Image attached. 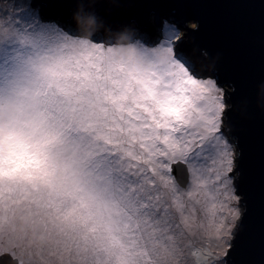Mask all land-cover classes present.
Here are the masks:
<instances>
[{"label": "snow or ice", "instance_id": "6c2138e0", "mask_svg": "<svg viewBox=\"0 0 264 264\" xmlns=\"http://www.w3.org/2000/svg\"><path fill=\"white\" fill-rule=\"evenodd\" d=\"M208 2L116 0V30L101 0H0V264H248L236 93L155 7Z\"/></svg>", "mask_w": 264, "mask_h": 264}, {"label": "water", "instance_id": "95a60500", "mask_svg": "<svg viewBox=\"0 0 264 264\" xmlns=\"http://www.w3.org/2000/svg\"><path fill=\"white\" fill-rule=\"evenodd\" d=\"M71 7L51 13L62 21L71 22L76 10ZM98 6L102 28L111 26L120 30L131 22L132 16L114 6L116 0H101ZM163 10L176 9L178 15L189 22H200V31L185 44L187 53L197 62L208 63L205 53L217 60L221 68L223 86L235 91L232 98L237 107L232 112L234 135L245 148V179L247 211L243 217L245 238L237 261L248 264H264V3L215 0L208 3L155 6ZM159 22V13H148L143 23L152 27L149 17ZM194 25L193 27H195ZM153 28V27H152ZM230 83H235L233 89ZM244 205H242V210Z\"/></svg>", "mask_w": 264, "mask_h": 264}, {"label": "rangeland", "instance_id": "374dc122", "mask_svg": "<svg viewBox=\"0 0 264 264\" xmlns=\"http://www.w3.org/2000/svg\"><path fill=\"white\" fill-rule=\"evenodd\" d=\"M149 21H150V24L152 25V27L154 28L156 25H158V23L156 22V18H155V16L154 15H151L150 17H149ZM65 22H67V21H65ZM189 24H190V26L192 25V26H194L195 25V22H193V21H191V22H189ZM113 35H116V34H113ZM186 51V50H185ZM187 52V51H186ZM225 88H227L228 86H224Z\"/></svg>", "mask_w": 264, "mask_h": 264}, {"label": "clouds", "instance_id": "9594fccd", "mask_svg": "<svg viewBox=\"0 0 264 264\" xmlns=\"http://www.w3.org/2000/svg\"><path fill=\"white\" fill-rule=\"evenodd\" d=\"M92 35H93V31L92 30H86L84 32L85 38H90ZM120 35H123V33H121Z\"/></svg>", "mask_w": 264, "mask_h": 264}, {"label": "trees", "instance_id": "16d2710c", "mask_svg": "<svg viewBox=\"0 0 264 264\" xmlns=\"http://www.w3.org/2000/svg\"><path fill=\"white\" fill-rule=\"evenodd\" d=\"M113 38H116V35H113Z\"/></svg>", "mask_w": 264, "mask_h": 264}]
</instances>
